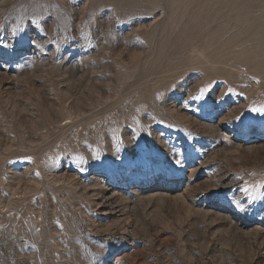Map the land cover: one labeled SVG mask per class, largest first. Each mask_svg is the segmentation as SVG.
<instances>
[{"label":"rangeland","instance_id":"1","mask_svg":"<svg viewBox=\"0 0 264 264\" xmlns=\"http://www.w3.org/2000/svg\"><path fill=\"white\" fill-rule=\"evenodd\" d=\"M260 107L264 0H0V264H264Z\"/></svg>","mask_w":264,"mask_h":264},{"label":"snow or ice","instance_id":"2","mask_svg":"<svg viewBox=\"0 0 264 264\" xmlns=\"http://www.w3.org/2000/svg\"><path fill=\"white\" fill-rule=\"evenodd\" d=\"M252 111L264 113V107L254 108V109H252ZM177 163H179V161H177ZM245 191H247V189H245Z\"/></svg>","mask_w":264,"mask_h":264}]
</instances>
